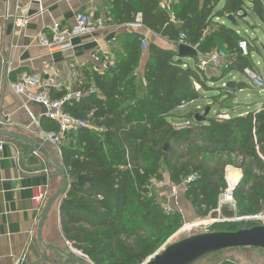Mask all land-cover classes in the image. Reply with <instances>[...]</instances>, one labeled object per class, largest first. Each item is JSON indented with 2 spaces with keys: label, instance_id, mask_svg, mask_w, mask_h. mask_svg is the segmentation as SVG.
<instances>
[{
  "label": "trees",
  "instance_id": "1",
  "mask_svg": "<svg viewBox=\"0 0 264 264\" xmlns=\"http://www.w3.org/2000/svg\"><path fill=\"white\" fill-rule=\"evenodd\" d=\"M160 2L112 0L111 11L119 14L112 21L131 23L139 14L141 25L171 42L175 50L148 44L143 51V37H120L112 52L114 63L102 72L86 71V83L74 91L79 99L63 105L71 117L102 129L79 128L61 144L69 184L57 202L58 224L65 240L92 264H143L182 227L177 210L163 211L150 185L153 179L183 187L185 200L204 218L217 209L229 177L235 181L237 218L264 215V105L226 120L205 117L183 129L169 122L182 104L200 99L194 85L203 89L207 81L203 71L179 60L180 35L199 55L236 53L222 77L242 74L251 67L250 55L258 51L234 30L213 21L238 18L243 11L264 24V0H176L170 11ZM241 40L247 41V56L238 53ZM260 47L264 53V44ZM144 57V92L139 95L136 77ZM237 86L243 89L244 84ZM51 125L50 131H56ZM191 176L194 179L184 184ZM78 177L85 180L78 183ZM259 225L253 220L221 222L212 225V231Z\"/></svg>",
  "mask_w": 264,
  "mask_h": 264
},
{
  "label": "crops",
  "instance_id": "2",
  "mask_svg": "<svg viewBox=\"0 0 264 264\" xmlns=\"http://www.w3.org/2000/svg\"><path fill=\"white\" fill-rule=\"evenodd\" d=\"M111 1L42 0L39 5H27L22 0H0V130L23 135L41 145L55 162L60 159L57 149L41 140L42 133L52 130V122L45 118L44 109L40 106L30 103L25 96L15 95L11 90V83L22 76L33 75L45 85L52 98L61 99L73 95L78 85L86 83V71L97 69L100 72V63L94 61L92 56L101 60L106 56L114 58L112 52L117 48L120 37L138 34L148 44L164 50H175L171 42L141 25L139 14L131 23L113 22L112 19L119 14L111 11ZM175 1L161 0L160 7L170 11ZM221 7L222 3L217 9ZM24 8L26 12H23ZM77 12L90 16L93 21L105 20L104 28L91 34L73 36L72 47L67 51L51 49L38 43L39 36L49 34L54 23L69 28ZM107 19L110 21H106ZM213 22L231 28L249 43L254 41L259 45L264 44L240 34L242 27H264L253 14L247 13L245 18L238 19L235 24H231L226 18L214 19ZM145 61L144 57L137 71L136 86L139 95L144 92L141 74ZM181 61L188 66L192 64L183 59ZM225 84L232 88L227 82ZM179 110L171 115H176ZM250 111L247 108L237 116H244ZM169 122L173 124L171 120ZM0 146V264H37L42 259V251L35 238L40 214L36 215L32 210L31 198L35 188L46 184L51 193L54 176L44 157L29 145L0 137ZM223 209L225 211L224 207ZM55 214L57 215V209ZM42 241L61 251L71 252V245L65 240L58 221L53 233L48 217L43 226ZM213 255L195 264L224 262H216ZM62 263L63 260L57 255L47 252L41 264Z\"/></svg>",
  "mask_w": 264,
  "mask_h": 264
},
{
  "label": "rangeland",
  "instance_id": "3",
  "mask_svg": "<svg viewBox=\"0 0 264 264\" xmlns=\"http://www.w3.org/2000/svg\"><path fill=\"white\" fill-rule=\"evenodd\" d=\"M244 30H246V32H244ZM240 34L247 35L251 40L257 39L259 42L264 43V27L262 26H258L255 29L242 27ZM250 45L251 50L258 51V53L253 52L249 58L251 67L262 77L264 81V53L258 43L251 41ZM183 60L188 63H192L190 64V67H196V61L193 62V59L185 58ZM222 72H224V70L213 69L212 67L205 69L203 73L207 81H213L214 83H206V81L203 89L196 87V84L194 85V89L200 94V100L192 105L186 106L183 110L177 111L176 115L170 118L171 122L173 123L172 125L176 129H183L192 126L193 122L195 121V116L198 115L199 117H202L206 110L208 111L206 117H211L217 120H226L231 117H235L240 113L242 114V112H244L247 108L248 110H251L250 112H252V110L256 108L261 109L263 107L264 92H260L259 89L252 87L248 79L243 74L230 73L222 77ZM226 82L228 86L233 85V87H227L225 84ZM243 83V89H238L237 85ZM228 103H230L229 106ZM188 113H192L194 116L187 118L186 115ZM59 158L60 159L57 162L62 165L61 156H59ZM51 171L54 176L53 189L50 193L52 195L60 187V177L52 169ZM163 173L165 176H167L164 170ZM157 181L159 180L153 179L150 184L157 201L162 205L165 203L169 204L170 209L177 210L181 214L182 227L170 235L156 253H159L165 248V246L167 247L168 245L178 242L184 238L206 233L204 230L213 232L212 225L214 224H210L209 222L212 221L211 219L217 220V217L211 218V215L214 213V211L209 213L207 217H199L191 207L190 203L185 200L182 187H177L175 190H173L175 186L171 185L167 181L166 185L162 189H156L152 184ZM57 202H55L53 209L48 216L50 228L51 230L53 229V233L56 221H58L56 218L57 215L55 214V210L57 209L56 207L58 205ZM233 203L235 205L234 201ZM231 204L232 203L221 204V206L225 208V214H229L234 211V209L231 207ZM234 214L235 217H237L236 208ZM220 219H223L222 215L220 216ZM253 221L258 225H264L257 219ZM202 223L205 225L204 227L202 225H198ZM184 226L186 228L188 226L189 228L184 230ZM213 257L217 259L216 262L224 261L231 264H264V250L258 249H229L214 254L212 258Z\"/></svg>",
  "mask_w": 264,
  "mask_h": 264
},
{
  "label": "built area",
  "instance_id": "4",
  "mask_svg": "<svg viewBox=\"0 0 264 264\" xmlns=\"http://www.w3.org/2000/svg\"><path fill=\"white\" fill-rule=\"evenodd\" d=\"M22 1H24L27 5H39L42 2V0ZM23 12H26V8L23 9ZM106 21H110V19H107ZM22 22L25 23V21ZM104 25L105 20L103 19L93 21L90 16L81 12H77L74 15L73 23L69 28H64L59 23H54L49 29V34H42L39 36L38 43L41 46H45L51 49L67 51L72 47L71 38L73 36L94 33L97 30H102L104 28ZM184 40L185 36L180 35L178 41L179 45H185ZM147 45L148 43L146 39L142 38L140 41V46L143 51L146 49ZM247 47L248 45L246 40L239 41L237 45L238 53H240L241 56H247ZM236 56V53L228 54L224 51H214L208 55L198 54L196 68L203 72L208 67H212L213 69L226 70L233 65ZM92 58L94 61L100 63V72L104 71L107 65H112L114 63V59L110 56L104 57L103 60L98 59L97 56H92ZM242 74L248 79L252 87L259 89L260 92H264V81L262 77L252 67L243 69ZM10 87L15 95L25 96L27 97L30 103L38 105L42 109H44L45 118L56 125L57 130L42 133L41 140L44 143H48L54 146L57 149V153L59 156H61V144L70 132H73L79 128H88L96 132H100L102 130L101 128H97L93 123L75 119L64 111V103L67 102L69 99H79V93H74L71 96H65L61 99H54L50 96V93L45 87V85L36 76L33 75L22 76L17 81L11 83ZM196 87L199 88L198 85H196ZM194 103L195 102L192 101L189 103L182 104L178 109L183 110L186 106L192 105ZM1 148L2 146H0V149ZM193 179L194 177H189L184 182V184L189 183ZM226 180L228 183V188L226 189L225 193L220 196L221 198H219V204L217 206V209L215 210L217 212H220V209L223 207L221 206L222 203H232L231 207L233 209L235 208V205L233 203L234 200L232 198V190L235 186V181H231L229 177H227ZM166 183L167 182L165 181H157L152 185L156 189H162L166 185ZM175 188L177 187H174L173 190H175ZM49 196L50 192L49 186L47 184L34 189V194L31 198V205L32 210L35 212L36 215L41 214ZM162 209L165 213H169L172 210L170 209L169 204L166 203L162 205ZM220 216L217 217V220L211 219L212 221L209 223L216 224L223 222L225 219L223 218L221 220ZM255 219L261 221V223L264 224V215H259L255 217ZM198 225H202L203 227L205 226L203 223ZM204 231L206 233L208 232L207 230ZM70 251L75 256L79 257L80 259H83L86 263L92 264L90 260L78 250L70 247Z\"/></svg>",
  "mask_w": 264,
  "mask_h": 264
},
{
  "label": "water",
  "instance_id": "5",
  "mask_svg": "<svg viewBox=\"0 0 264 264\" xmlns=\"http://www.w3.org/2000/svg\"><path fill=\"white\" fill-rule=\"evenodd\" d=\"M245 17L246 13L241 11V15H239L238 18L240 19ZM238 18L234 16H228L226 19L231 24H235ZM177 55L179 60L185 58L195 59L198 57V52L196 48H193L191 46L179 45L177 49ZM229 86L233 87V85ZM229 105L230 103H228V106ZM207 113L208 111L206 110L202 117L196 115L195 121H202L206 117ZM109 124L110 123L106 124L104 128L108 129ZM0 137H5L24 143L25 145H29L44 157L49 169L55 171L60 177V187L47 199L37 223L35 238L38 246L42 251V259L37 264L43 263L47 252H52L59 258H61L63 260L62 264H87L83 259H80L73 253L61 251L51 245L44 244L42 241V230L45 220L47 219L55 202L60 200L65 195L68 188L69 181L63 166L52 160L41 145L36 144L34 141L28 139L23 135L0 130ZM84 180L85 179L82 177L77 178L78 183H81ZM234 211L229 214H225L224 209L221 208L220 212L214 211V213L211 215V218L219 217V215H222V217L225 219L223 222L255 220V217L250 219L237 218L235 217ZM239 248L264 250V225L255 226L249 229H242L235 232H208L190 236L168 245L159 253H155L154 255L149 257L143 264H195L210 255L229 249Z\"/></svg>",
  "mask_w": 264,
  "mask_h": 264
},
{
  "label": "bare ground",
  "instance_id": "6",
  "mask_svg": "<svg viewBox=\"0 0 264 264\" xmlns=\"http://www.w3.org/2000/svg\"><path fill=\"white\" fill-rule=\"evenodd\" d=\"M105 16H106V15H105ZM172 116H173V115H172ZM181 192H182V191H181ZM162 197H163V196H162ZM185 208H186V207H185ZM187 228H189V227L187 226ZM187 228L184 226V230L187 229ZM165 247H166V246H165Z\"/></svg>",
  "mask_w": 264,
  "mask_h": 264
}]
</instances>
